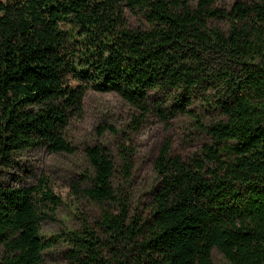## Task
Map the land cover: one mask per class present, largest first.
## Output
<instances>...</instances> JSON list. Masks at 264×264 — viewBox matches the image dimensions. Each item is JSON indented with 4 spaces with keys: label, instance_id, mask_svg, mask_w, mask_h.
<instances>
[{
    "label": "trees",
    "instance_id": "obj_1",
    "mask_svg": "<svg viewBox=\"0 0 264 264\" xmlns=\"http://www.w3.org/2000/svg\"><path fill=\"white\" fill-rule=\"evenodd\" d=\"M89 90L120 96L133 131L181 116L210 142L185 160L165 138L142 209L134 150L86 148L74 188L99 214L63 233L71 264H213V249L264 264V0H0V264H46L58 198L46 178L6 176L20 152H74L64 130Z\"/></svg>",
    "mask_w": 264,
    "mask_h": 264
},
{
    "label": "rangeland",
    "instance_id": "obj_2",
    "mask_svg": "<svg viewBox=\"0 0 264 264\" xmlns=\"http://www.w3.org/2000/svg\"><path fill=\"white\" fill-rule=\"evenodd\" d=\"M236 1L219 0V6L229 8ZM126 17L132 28L146 26L143 16L128 9ZM131 115L129 105L116 93L89 90L83 99L81 113L72 117L64 130L66 140L75 149L73 153H53L42 148L20 152L15 158L16 166L8 172L7 180L12 182L20 178L35 184L40 178H46L48 188L58 198L56 206L47 202L43 208L46 217L41 222V235L45 240H52L43 252L46 264H71L63 233L77 229L82 223L93 225L98 218L97 204L74 188L85 169L86 148L100 144L116 160L118 145L125 144L134 150L130 190L134 205L142 209L157 184L153 161L165 138H171L172 152L185 160L210 142L209 136L195 130L187 117L178 116L164 124L151 114L139 130L133 131L128 128ZM212 261L213 264H230L216 249L212 251Z\"/></svg>",
    "mask_w": 264,
    "mask_h": 264
}]
</instances>
